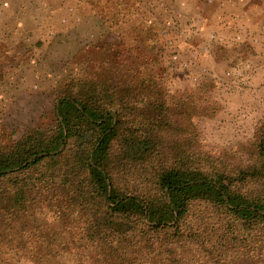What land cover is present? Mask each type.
<instances>
[{"label": "trees", "instance_id": "16d2710c", "mask_svg": "<svg viewBox=\"0 0 264 264\" xmlns=\"http://www.w3.org/2000/svg\"><path fill=\"white\" fill-rule=\"evenodd\" d=\"M94 1L108 65L59 71L48 120L0 141V264H222L241 227L264 222V120L246 146L207 149L195 118L222 106L200 73L174 97L189 59L160 33L167 0ZM14 219L26 234L14 243L30 247L20 260L5 249Z\"/></svg>", "mask_w": 264, "mask_h": 264}, {"label": "rangeland", "instance_id": "374dc122", "mask_svg": "<svg viewBox=\"0 0 264 264\" xmlns=\"http://www.w3.org/2000/svg\"><path fill=\"white\" fill-rule=\"evenodd\" d=\"M82 1L0 0V111L5 110L0 114L1 142L48 120L58 103L53 83L59 71L108 65L105 46H99L107 40L102 33L106 26L93 15L95 1ZM164 5L162 16L160 11L155 14L160 33H173L176 48L186 50L181 57L189 59L185 71L175 75L174 97L193 89L200 81L198 73L211 78L213 98L222 108L216 116L195 118L203 145L216 151L246 146L256 124L264 120V0H167ZM23 43L27 45L20 48ZM4 216L0 213V221ZM35 218V226L48 225ZM12 223L7 237L12 242L5 249H14L12 257L20 260L30 247L14 243H24L26 234L18 219ZM53 225L65 224L59 220ZM240 231L248 238L225 248L222 264H264V222ZM32 240L45 252L47 228H40Z\"/></svg>", "mask_w": 264, "mask_h": 264}, {"label": "water", "instance_id": "95a60500", "mask_svg": "<svg viewBox=\"0 0 264 264\" xmlns=\"http://www.w3.org/2000/svg\"><path fill=\"white\" fill-rule=\"evenodd\" d=\"M214 79V78H213ZM62 148V147H61ZM61 148L59 150H61Z\"/></svg>", "mask_w": 264, "mask_h": 264}]
</instances>
